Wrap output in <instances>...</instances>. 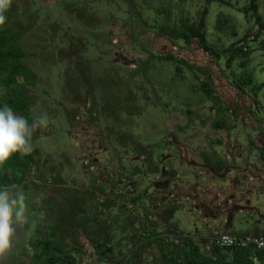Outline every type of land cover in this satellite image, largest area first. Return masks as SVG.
Wrapping results in <instances>:
<instances>
[{"label": "rangeland", "instance_id": "374dc122", "mask_svg": "<svg viewBox=\"0 0 264 264\" xmlns=\"http://www.w3.org/2000/svg\"><path fill=\"white\" fill-rule=\"evenodd\" d=\"M249 2L0 0L6 24L18 19L30 24L21 41L38 75L31 116L48 118L46 126L33 130L38 161L20 181L0 184L13 193L30 190L34 210L17 226L16 239L0 254V264H35L33 248L19 239L31 237L34 222L44 225L48 206L67 200L60 191L90 188L95 178L103 183L83 210L90 226H96V216L106 231L115 232V258L144 245L138 231L143 223L167 249L188 235L212 255L216 238L230 233L224 217L229 224L241 220L248 227L257 213H264V190L251 177L257 166L264 168L258 156L264 152V87L253 88L264 82V30L257 21L259 17L264 23V0H258L257 14L244 12ZM204 7L209 42L220 51L242 43L251 51L246 67L240 56L227 66L224 55L218 59L209 54L198 39L185 41L166 33L182 26L184 19L197 22ZM169 53L185 58L193 69L180 64L178 76L175 64L164 61L137 71L151 54ZM246 73L254 83L238 88L236 82ZM200 80L210 81L221 106L232 108L225 127L211 129L220 105L203 94ZM108 104L119 106L110 110ZM205 117L206 126L201 121ZM181 121L186 124L175 127ZM125 134L133 144L123 148ZM202 151L227 160V167L220 174L213 171ZM249 192V212L235 214V202H243ZM108 204L114 207L105 208ZM53 213L52 221L58 217ZM69 214L61 217L66 228ZM69 231L67 242L83 252L80 264H117L99 262L88 235L73 226ZM144 249L142 257L148 262L160 257L158 242Z\"/></svg>", "mask_w": 264, "mask_h": 264}, {"label": "trees", "instance_id": "16d2710c", "mask_svg": "<svg viewBox=\"0 0 264 264\" xmlns=\"http://www.w3.org/2000/svg\"><path fill=\"white\" fill-rule=\"evenodd\" d=\"M212 1L221 0H207L208 3ZM243 10L244 12L252 11L257 14L258 0H250L249 4L243 7ZM0 11L2 10L0 9ZM207 14L208 8L204 7L197 22H190L188 19H184L182 26H174L167 29L166 33L174 38L183 39L185 41H189L191 38L198 39L202 48H204L209 54L214 55L218 59L224 55L226 57L227 66L231 65L235 57L240 56V58H242L241 65L246 67L250 59L251 51L245 50L242 43L234 42L231 46L224 47L220 51L209 42L207 36ZM257 19L260 28L264 30V23L259 17H257ZM13 23L14 24L12 25H8L5 22L3 25H0V107L4 105L10 106L18 114L27 117L31 123L34 120L31 116V105L35 99L33 91L34 87L37 85L38 75L28 64L26 60L28 52L21 41L23 35L29 30L30 24L23 21V19L15 20ZM155 60H157V62H155ZM164 61L175 64L178 76H180L182 70L180 64H186L189 68L193 69L192 65L185 58H177L174 54L169 53L151 54V56L143 62L144 68H138L137 71H146L151 63L153 66H157L158 62ZM193 74L197 79H201L199 73L196 71L193 70ZM253 83V75L251 73H246L244 77H241L239 81L236 82V86L242 88L243 85L246 86ZM255 85L260 89L264 87V82L258 85L254 84L253 88ZM214 88V85L211 84L210 81L200 80L199 89L206 97L214 99V101L218 102V105H220V107L216 109L215 115L210 122L212 130L225 127L227 117H231L230 115L232 111V108H230L227 103L221 106L223 100L218 97ZM128 100L129 98L126 97L125 102L122 105V110H124L126 101ZM115 106L119 105L108 104L107 108L114 110L116 109ZM132 109L135 110L136 108L134 107ZM201 121L202 125L206 126L208 118H202ZM184 123V121H181L180 123H177L175 127H179ZM182 129L183 127H181L179 131ZM126 138L129 140L127 134L121 136V140L125 142V144H121L123 148H126L127 145L133 144H129ZM31 143L33 145L31 153L24 155L19 152L13 153L7 160L0 163V184L20 181L35 165L36 161L40 158V150L33 142V132ZM211 144H213V142ZM134 147H138L136 143ZM144 151L145 150L142 152L145 153ZM202 153L204 154V160L207 162V167L212 168L213 171L215 170L219 173L221 169L227 167V160L220 156V158L217 159V157L213 158V153L210 154L206 151H202ZM258 156L264 160V152ZM227 169L235 170L234 168ZM102 183V180L95 178L92 180L90 188L87 186L73 191L66 188V191H60V194L65 196V199L67 200L63 201L60 199L62 202L59 203V205L58 203H54L55 205L48 206L49 209L46 212L45 223L43 226H40L37 222L32 224L33 231L31 232V237H28L24 243L26 246H31V248H33L32 258L35 264H80V259L83 256L82 250L76 243L70 244L67 242L70 235L69 229L72 228V226L76 229H81L83 233L88 235V239L92 242L93 248L97 253V259L99 262L102 260H104V262L112 260L117 264H264L262 250L254 245L222 246L213 244V253L212 255H209L204 252L199 243L194 241L192 236L187 235V237L182 238L183 240L180 242H173V248L167 249L165 248V242H162L161 239L158 238L159 235L157 232L154 229L145 226L144 223L138 228V231L141 232L140 235H138L143 237L140 239V241H142L141 245H144L142 247L139 245L130 247L129 252L132 251L131 254L125 252L118 258H115L113 240L115 232L112 229L106 231L105 228L107 226L105 223L100 224V219L96 216L93 218L96 226L92 227V224L90 226V220L87 219V213L85 209L83 210L84 205H89L90 201L95 200L97 185ZM90 194L93 196L90 197ZM104 207L113 208L114 206L108 204L107 207ZM53 211H55L58 216L54 221H52L55 216ZM173 212L174 211L170 212V216H172ZM66 213L67 215L69 214L68 222L72 225L70 227L69 224L68 228L63 226L64 224L62 220ZM225 215L226 214L223 213V216ZM143 218V216H140L141 221ZM261 233L264 232H254L253 234ZM121 236L124 235L122 234ZM74 239H79V233L77 234V231ZM154 242H158L161 246L160 257L153 256L148 262L143 259L142 251H145L144 248L148 249V247L154 245ZM184 245L187 247H184ZM134 247L136 250L133 252Z\"/></svg>", "mask_w": 264, "mask_h": 264}, {"label": "clouds", "instance_id": "9594fccd", "mask_svg": "<svg viewBox=\"0 0 264 264\" xmlns=\"http://www.w3.org/2000/svg\"><path fill=\"white\" fill-rule=\"evenodd\" d=\"M5 22L6 17L0 11V25ZM47 123V116L38 117L30 123L27 117L18 114L10 106L0 107V163L13 153H31L33 130L38 125L46 126ZM24 220V194L20 191L13 193L7 187L0 188V254L10 249L16 239L17 226Z\"/></svg>", "mask_w": 264, "mask_h": 264}, {"label": "crops", "instance_id": "0c3cea01", "mask_svg": "<svg viewBox=\"0 0 264 264\" xmlns=\"http://www.w3.org/2000/svg\"><path fill=\"white\" fill-rule=\"evenodd\" d=\"M261 140L262 142H264L263 138ZM251 166L254 167L256 165L252 164ZM254 174H256V176L252 174L251 177L253 178L254 181L257 182V186L259 188H262V190H264V168L257 166V168H255L254 170ZM229 175H233V172L229 173ZM251 198H252V194L249 192L245 194V198L243 199L244 200L243 202H238V201L235 202L234 213L239 214V215L248 213L250 210L249 205H250ZM256 215L257 217H255L252 220V222L249 224L248 227H246L244 222L241 220L232 221L231 224H229L228 220L225 217L223 218V220L225 222L227 230H230L229 231L230 233L264 232V213H257ZM219 223H221L220 220H219Z\"/></svg>", "mask_w": 264, "mask_h": 264}, {"label": "built area", "instance_id": "2783aa9c", "mask_svg": "<svg viewBox=\"0 0 264 264\" xmlns=\"http://www.w3.org/2000/svg\"><path fill=\"white\" fill-rule=\"evenodd\" d=\"M216 244L222 246L254 245L262 250L264 256V233L261 234H230L224 233L216 238Z\"/></svg>", "mask_w": 264, "mask_h": 264}, {"label": "flooded vegetation", "instance_id": "af4514ba", "mask_svg": "<svg viewBox=\"0 0 264 264\" xmlns=\"http://www.w3.org/2000/svg\"><path fill=\"white\" fill-rule=\"evenodd\" d=\"M29 191V192H28ZM27 191V193L24 195V206H25V218L27 217V215H31L32 214V212L34 211L33 210V207L31 206V203H30V201H31V199L29 200V198L33 195L32 194V192H30V190H28ZM33 221V218L31 217V220H30V222H29V225H28V227L30 226V224H31V222ZM23 240V241H25V237H21L20 239H19V243H20V240ZM21 240V241H22Z\"/></svg>", "mask_w": 264, "mask_h": 264}]
</instances>
